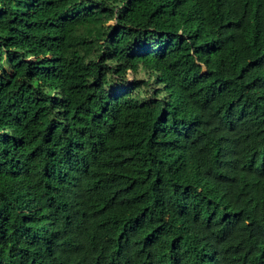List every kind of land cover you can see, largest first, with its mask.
<instances>
[{
  "label": "trees",
  "instance_id": "trees-1",
  "mask_svg": "<svg viewBox=\"0 0 264 264\" xmlns=\"http://www.w3.org/2000/svg\"><path fill=\"white\" fill-rule=\"evenodd\" d=\"M0 264H264V0H0Z\"/></svg>",
  "mask_w": 264,
  "mask_h": 264
},
{
  "label": "rangeland",
  "instance_id": "rangeland-1",
  "mask_svg": "<svg viewBox=\"0 0 264 264\" xmlns=\"http://www.w3.org/2000/svg\"><path fill=\"white\" fill-rule=\"evenodd\" d=\"M131 78V77H130Z\"/></svg>",
  "mask_w": 264,
  "mask_h": 264
}]
</instances>
